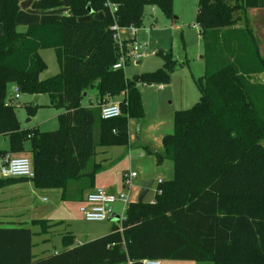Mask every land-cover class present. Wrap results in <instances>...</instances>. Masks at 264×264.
<instances>
[{"label":"trees","instance_id":"trees-1","mask_svg":"<svg viewBox=\"0 0 264 264\" xmlns=\"http://www.w3.org/2000/svg\"><path fill=\"white\" fill-rule=\"evenodd\" d=\"M34 1L37 11L66 8L69 15L19 33L15 18L22 0H0V136L9 141L0 158L24 152L29 140L34 186L65 196L70 181L86 179L88 188L102 169L94 162L98 147L128 144V120L143 118L137 83H166L177 67L170 53L158 51L164 67L156 72L127 79L122 69L112 70L126 42L121 50L111 27L138 28L148 6L170 18L171 0ZM256 6L257 0H198L204 65L194 80L199 97L174 113L161 150H147L156 165L169 160L173 166V179L158 185L154 203L130 204L121 232L112 226L101 238L43 258H32L28 229H0V264H264V84L258 78L264 57L247 19ZM98 13L100 20L94 19ZM44 49L56 53L59 73L42 81ZM8 85L19 96L47 95L49 107L61 110L59 128L21 129L15 107L5 102ZM91 92L94 104L84 106ZM120 96V117L100 119L99 107ZM24 106L32 113L37 104Z\"/></svg>","mask_w":264,"mask_h":264},{"label":"rangeland","instance_id":"rangeland-1","mask_svg":"<svg viewBox=\"0 0 264 264\" xmlns=\"http://www.w3.org/2000/svg\"><path fill=\"white\" fill-rule=\"evenodd\" d=\"M197 3L198 0H171L172 16L170 18L165 17L155 6L145 7L142 25L136 28V35L134 37V42L142 46V49L136 52L141 57L134 61L129 60L122 66L124 76L127 79H132L144 74L156 72L164 67V60L157 54V51L170 53L172 59L177 63V67L169 71L166 83H153L150 85L142 82L137 83V90L142 103L143 118L137 122L133 119L128 121V147H99L94 157L95 162L101 163L103 166L107 165L96 177H107L108 179L105 180L114 184L112 189L115 191L116 196L128 193L122 186L123 176L127 173L135 174V177L131 181V188L128 194V205L138 203L140 191L146 181H152V184L148 187L147 193L143 197V204H149L154 200L157 186L160 183L173 179L171 162L165 160L159 166H156L153 156L143 152L137 140L141 144L150 143L155 148L161 149V146L152 141L156 135V131L157 134L171 132L173 127L172 110L181 108L184 110L189 109L198 99L199 94L194 85V80L202 76L204 65L200 60L202 56V45L199 38V29L193 28L194 25H197L195 20ZM31 9L33 10L34 6ZM251 12L252 9L249 10V13ZM65 13L69 14V10L58 8L56 10L54 9L53 13H40V15L54 16L49 21L51 22L58 20ZM100 16V14H96L94 19H99L101 18ZM25 31L26 28H23L21 33ZM121 38L127 41L129 34L126 32ZM127 42L129 43V41ZM127 50L129 54L134 52L130 47ZM39 55L45 64V69L40 73L39 79L44 81L57 75L59 73V64L56 53L52 49H44L39 52ZM259 80L261 81V79ZM160 85L164 86L163 91H160ZM13 89L12 85L7 86L5 90V102L10 98L13 99L16 97V100H13V106L15 107L16 119L22 127L27 129L37 128L39 132H51L59 128L57 116L61 113V110L49 107L47 95H40L38 97L37 107L32 113H28L24 104H31L33 98L30 96L19 98V96L14 95ZM90 101L94 104L93 92L83 98L82 104L88 106ZM161 116L163 117V128L157 126V122ZM97 133L98 131L96 130L94 132L95 140H98ZM262 144L264 145V141ZM148 161L152 165L149 171L151 174H149L148 179H143L140 171L141 166H146ZM82 185H87L86 179H83ZM54 193L43 194L45 196L43 198H48L49 202L53 204L55 201ZM119 205H114L117 214L119 213ZM62 211V206L58 207L54 211V216L63 214ZM77 214L75 212V215ZM64 215L63 217L66 220L68 216ZM81 218L80 221L67 219L64 224L52 222V226L48 229L33 226V255L35 257L50 256L54 252H61L64 249L61 236L71 235L74 242L77 240L84 241L85 235L83 232L85 234H98L104 230H110L119 221L118 217L112 221L104 222H87L82 216ZM71 230L78 232L80 235L75 237L69 233ZM168 263L212 264L211 262L189 261H160L159 264Z\"/></svg>","mask_w":264,"mask_h":264},{"label":"crops","instance_id":"crops-1","mask_svg":"<svg viewBox=\"0 0 264 264\" xmlns=\"http://www.w3.org/2000/svg\"><path fill=\"white\" fill-rule=\"evenodd\" d=\"M22 1H25V0H22ZM33 6H34V9L32 10L31 8ZM251 9H252L251 13H249L250 9L247 12V19H248V22L250 23V26L252 27V31L254 32L255 38L258 42L260 53L264 57V25H263L264 23V0H257V6ZM53 11L54 10L39 12L35 9V1H33V3L30 5L28 9L26 10L20 9V11L17 13L16 18H15L17 32L21 33L23 28H26V26L29 24L48 23L51 19L54 18V16H43V15H40V13L47 14V12L53 13ZM98 14L101 15L100 16L101 18L103 17L102 13H98ZM67 15L69 14L65 13V14H62L61 16H67ZM85 19H88V18H85ZM1 34H2V26L0 25V35ZM199 38L201 41L200 35H199ZM200 60L202 61V56L200 57ZM258 78L261 79L262 83H264V74L259 75ZM159 89L160 91H163L164 86L160 85ZM20 97H27V96L21 95L19 96V98ZM34 97L35 96L32 97L33 103H34ZM38 97L39 96H37V101H38ZM122 98L123 96L113 98L109 101V103H118ZM89 104H91V101L89 102ZM180 110H184V109L181 108V109L172 110L171 112L172 126H173V115L176 111H180ZM162 118L163 117L161 116L159 121L157 122V126L160 128L164 127ZM20 128L27 129V128L22 127L21 125H20ZM172 130H173V127L171 129V132L169 131L164 134H157V131H156V135L152 139V141L156 142L157 145L161 146L160 144H161L162 137L165 135L171 134ZM97 137H98V133H97ZM137 142L138 144L141 145L142 151L150 156L151 154H149L147 150H150L151 152H159L161 150V149L155 148L150 143L141 144L139 143V140H137ZM126 146L128 147V144ZM23 148H24V152L17 153V154L6 153L5 156H3V158L26 157L28 159H31V154L29 152L31 149V145H30L29 140L24 141ZM98 148L96 149V154H97ZM8 150H9L8 137L0 136V152H7ZM1 160L2 158H0V161ZM95 163H98V162H95ZM154 163H155V160H154ZM101 166H102V169L100 171H103L107 165L103 166L101 164ZM156 166H159V165H156ZM151 168H152V165L149 161L146 166L144 165L141 166L140 171L142 173L141 176L143 177V179H148L149 174H151L149 172ZM96 175L94 179L92 180V182L90 183V186L88 188H87V185L86 186L82 185L83 179L70 181L65 188V196H64L63 191L60 189H38L34 186V183L32 180H27V179L14 178V179H10L4 184H1L0 185V229H28L31 233L30 254L32 258L35 259V258L46 257V256L35 257L33 255L32 227L40 226L44 229H48L52 226L51 225L53 224L52 222H56L57 224H64L67 219L68 220L73 219L75 221H80L82 218L79 213V207L84 205L85 195L89 193L90 191H92L93 189H102L105 191L111 190L112 194L116 195L115 191L112 189L114 184L111 182H107V180H105V179H108L107 177L105 176L96 177ZM50 192H55L53 194L54 200H55L53 204L49 202L48 198L47 199L43 198L45 197L43 196V194L50 193ZM117 204L119 205V203ZM60 206H62V210H63L62 213L68 216L66 220L63 217V214L59 216H54V211L57 210L58 207ZM119 209H120V205H119ZM75 212H77L78 214L75 215ZM110 232H111V229L104 230L103 232L94 234V235L90 233L85 234L83 232V234L85 235L84 241L77 240L76 242H74L73 240L72 241L63 240L64 236H61L62 246L64 247L62 251L71 249L75 246H79L86 242L94 241L98 238H101L109 234ZM69 233H71L75 237L80 235L78 234V232L74 230H71ZM57 253L59 252H54L53 254H57ZM124 264H130V263L128 262Z\"/></svg>","mask_w":264,"mask_h":264},{"label":"built area","instance_id":"built-area-1","mask_svg":"<svg viewBox=\"0 0 264 264\" xmlns=\"http://www.w3.org/2000/svg\"><path fill=\"white\" fill-rule=\"evenodd\" d=\"M110 13L116 11V7L113 5H106ZM264 25V23H263ZM198 28L197 25L193 26ZM113 31V39L117 42L120 49L123 47V42L125 43L124 51L120 53V57L116 63L111 67L112 70H123L122 66L125 65L129 60H137L141 55L136 52L142 49L141 45H137L134 42V37L136 35V28L129 27H119L114 23L111 27ZM129 34V43L126 40H123L121 36L125 33ZM130 47L134 52L132 54L128 53L127 48ZM122 50V49H121ZM13 93L15 96H19L18 91L13 87ZM13 100H16V97L13 99H8L6 102L7 106H13ZM120 107L118 103H107L99 107V117L102 120H113L120 117ZM135 177L134 173H127L123 176L122 186L127 194H119L118 196L114 194H109L107 191L102 189H93L85 195L84 205L79 207V213L83 219L87 222H104L112 221L116 217L119 218L117 225L119 226V232L122 231L121 223L125 220V213L128 208V194L131 188V181ZM0 178L1 179H27L32 180L34 178V172L32 170L31 160L26 157H16V158H3L0 161ZM119 203L120 209L117 214L114 209V205ZM152 201L150 204H153ZM158 260L145 259L141 261V264H159Z\"/></svg>","mask_w":264,"mask_h":264},{"label":"water","instance_id":"water-1","mask_svg":"<svg viewBox=\"0 0 264 264\" xmlns=\"http://www.w3.org/2000/svg\"><path fill=\"white\" fill-rule=\"evenodd\" d=\"M34 0H25L20 3V9L26 10L30 7V5L33 3ZM34 104H37V96L34 97ZM152 184V181H147L144 185V187L141 189L139 197H138V203H141L143 200V197L147 193L148 187ZM109 194H112L111 190L107 191Z\"/></svg>","mask_w":264,"mask_h":264}]
</instances>
